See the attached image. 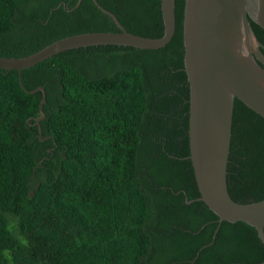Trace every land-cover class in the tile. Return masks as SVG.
<instances>
[{"label":"trees","instance_id":"obj_1","mask_svg":"<svg viewBox=\"0 0 264 264\" xmlns=\"http://www.w3.org/2000/svg\"><path fill=\"white\" fill-rule=\"evenodd\" d=\"M78 1L0 0V56L121 30L94 0ZM97 1L129 32L163 36L162 0ZM185 4L176 0L163 48L66 50L24 69V87L17 69L0 68V264L264 261L255 227L223 221L214 238L219 216L197 200ZM228 185L237 202L264 199V117L238 98Z\"/></svg>","mask_w":264,"mask_h":264},{"label":"water","instance_id":"obj_2","mask_svg":"<svg viewBox=\"0 0 264 264\" xmlns=\"http://www.w3.org/2000/svg\"><path fill=\"white\" fill-rule=\"evenodd\" d=\"M94 2L115 20L120 31L75 34L24 57L0 56V68L17 69L24 87V69L63 51L96 45L159 49L175 35L176 0H162L164 34L156 38L129 32L113 12ZM251 20L264 29V0H186L184 61L190 83V159L201 194L197 200L219 216L214 238L223 221H243L256 228L264 243V199L237 202L228 185L235 100L240 99L264 117V44ZM38 90L44 93L42 107L46 91L39 87L32 93ZM42 113L39 121L45 117L43 109Z\"/></svg>","mask_w":264,"mask_h":264},{"label":"flooded vegetation","instance_id":"obj_3","mask_svg":"<svg viewBox=\"0 0 264 264\" xmlns=\"http://www.w3.org/2000/svg\"><path fill=\"white\" fill-rule=\"evenodd\" d=\"M251 22H252V20H251ZM254 22V21H253Z\"/></svg>","mask_w":264,"mask_h":264}]
</instances>
